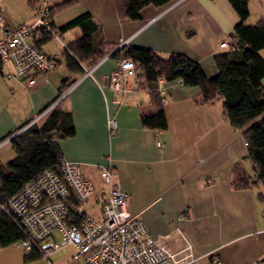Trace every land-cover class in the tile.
<instances>
[{
	"label": "crops",
	"instance_id": "0c3cea01",
	"mask_svg": "<svg viewBox=\"0 0 264 264\" xmlns=\"http://www.w3.org/2000/svg\"><path fill=\"white\" fill-rule=\"evenodd\" d=\"M47 1L55 30L89 12L111 53L122 47L151 49L162 57L183 53L200 63L208 77L217 74L213 56L226 50L219 44L230 42L238 22L227 0H170L163 6L143 7L138 20L120 18L117 0ZM35 8L27 0H0V14L9 28L28 21ZM248 9V24L264 18V0H249ZM79 34L77 27L60 33L61 49L56 53L45 51L44 43L39 48L56 56L58 65L66 63L60 53ZM259 53L264 58V49ZM117 64L116 58L106 57L86 77L69 73L65 64L66 71L56 67L48 82L38 77L27 85L13 76L10 62H2L0 164L15 156L9 137L53 103L62 80H75L61 102L73 115L75 134L58 143L63 158L78 162L94 186V218L99 217L107 191L100 171L110 164L116 182L128 194L129 210L142 219L151 237L169 235L170 244L177 246L175 231L183 232L196 255L190 264H264V202L258 197L263 192L257 191L262 185L232 187L234 166L240 163L251 173V163L242 132L224 118L221 103L202 102L198 88L178 81L159 82L167 128L146 129L141 114L155 112L156 104L136 79L130 81L128 93L110 90L108 76ZM109 119L117 124L113 134ZM5 250L0 249V264H22L24 254L13 262ZM27 264L49 263L39 259Z\"/></svg>",
	"mask_w": 264,
	"mask_h": 264
},
{
	"label": "trees",
	"instance_id": "16d2710c",
	"mask_svg": "<svg viewBox=\"0 0 264 264\" xmlns=\"http://www.w3.org/2000/svg\"><path fill=\"white\" fill-rule=\"evenodd\" d=\"M227 1L236 11L238 22L231 33L229 48L213 56L217 69L213 77H208L200 63L183 53L176 52L162 57L151 49L139 47H122V52L116 50L111 53V46L105 42L100 27L89 12L77 15L57 31L64 33L76 27L80 29V34L64 46L60 53L71 74L81 75L85 69L92 68L106 57L116 58L118 62L125 59L133 62L138 72L136 80L139 87L149 92L157 107L153 113L141 114L140 122L146 129L162 131L167 128L166 115L161 106L162 98L159 96L160 80L178 81L185 87L198 88L204 103L219 101L224 118L233 128L242 132V138L247 142L245 147L251 173L238 163L233 168L232 179L233 188L247 189L264 186V58L259 53L264 49V18L248 24L249 0ZM39 2L27 0L32 8L37 7ZM169 2L117 0L116 10L122 19L138 20L143 7L163 6ZM52 12L53 8L49 5L50 27L56 34ZM51 38L53 35L42 28L30 35V41L38 48ZM74 82L68 78L62 80L54 101ZM61 102L10 139L15 156L9 163L0 164V249L15 245L25 238L20 219L6 210V202L21 190L24 183L35 179L45 170L60 173L64 158L58 141L75 134L73 115L61 106ZM30 121L27 120L19 129ZM258 197L264 202V193L258 194ZM40 258L41 254L32 249L24 253L23 260L30 263Z\"/></svg>",
	"mask_w": 264,
	"mask_h": 264
},
{
	"label": "built area",
	"instance_id": "2783aa9c",
	"mask_svg": "<svg viewBox=\"0 0 264 264\" xmlns=\"http://www.w3.org/2000/svg\"><path fill=\"white\" fill-rule=\"evenodd\" d=\"M50 21L47 0L39 2L28 21L12 28L7 27L0 14V61L10 62L15 68L13 76L27 85H33L38 77L48 82L49 74L56 68L57 57L47 55L30 41L31 33L41 28L58 38ZM219 47L229 48V43L221 42ZM98 64L85 69L83 76H90ZM137 75L132 61H119L108 76L110 90L130 92L129 83ZM67 93L68 90L20 130L37 122ZM108 129L111 134L116 131L114 119L108 120ZM243 144L247 145L244 138ZM115 174L110 164L100 171L107 191L100 201L98 218L84 209L95 195V189L78 162L63 159L60 173L45 170L24 183L5 204L6 210L20 219L24 228L25 238L15 246L24 253L36 249L49 264L54 263L48 256L67 245L73 251L63 264H190L195 261L196 255L182 231H175L179 239L177 246L170 244L169 235L153 238L148 234L142 219L129 210L128 194L116 182ZM55 235H59L60 241Z\"/></svg>",
	"mask_w": 264,
	"mask_h": 264
},
{
	"label": "rangeland",
	"instance_id": "374dc122",
	"mask_svg": "<svg viewBox=\"0 0 264 264\" xmlns=\"http://www.w3.org/2000/svg\"><path fill=\"white\" fill-rule=\"evenodd\" d=\"M58 38H61L60 33L56 30V34H55ZM58 38H51L48 42L44 43L45 46H43V49L45 51H49L51 53H56L57 51H60L61 47L59 44V40ZM64 41V40H63ZM43 44V45H44ZM2 62V61H1ZM8 62V61H7ZM56 67L58 68V70L64 72L66 71L65 68V63H61V64H56ZM56 69V68H55ZM63 100V99H62ZM258 192H263L264 193V187L260 186L259 188H257ZM93 201L92 199L89 201V203L85 204V209L90 213H95L97 211V206H94L93 208H91V204ZM56 238L58 239V241H60V237L59 235H55ZM3 249V248H2ZM4 249H6V253L8 255V257L10 258V260H12L13 262H16V259H20L22 257V255L24 254L19 248H17L15 245H11L8 247H5ZM73 248L70 245L67 246H63L62 248H60L59 250H57L56 252L52 253L51 255L48 256L49 260L52 261L54 264H63L68 257L70 256V254L72 253ZM23 258V257H22ZM40 259H45V258H40ZM21 260V259H20ZM22 264H23V259H22ZM25 264V263H24ZM27 264V263H26Z\"/></svg>",
	"mask_w": 264,
	"mask_h": 264
},
{
	"label": "water",
	"instance_id": "95a60500",
	"mask_svg": "<svg viewBox=\"0 0 264 264\" xmlns=\"http://www.w3.org/2000/svg\"><path fill=\"white\" fill-rule=\"evenodd\" d=\"M117 49H118V48H117ZM117 49H116V50H117Z\"/></svg>",
	"mask_w": 264,
	"mask_h": 264
}]
</instances>
